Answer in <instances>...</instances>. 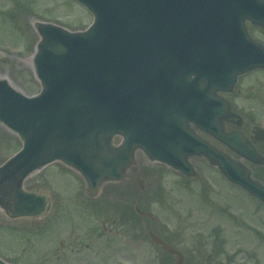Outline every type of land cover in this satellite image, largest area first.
<instances>
[{"label":"water","instance_id":"obj_1","mask_svg":"<svg viewBox=\"0 0 264 264\" xmlns=\"http://www.w3.org/2000/svg\"><path fill=\"white\" fill-rule=\"evenodd\" d=\"M78 1L94 14L86 31L35 24L39 95L29 97L0 78V122L24 143L0 167V205L15 218L48 214V196L22 185L56 160L79 171L92 194L123 180L138 149L182 168L174 151L188 149L186 136H176L186 124L188 95L208 96L219 77L232 88L239 74L264 66L245 27L250 20L264 28V0ZM116 135L124 138L118 147ZM206 149L200 151L230 179L248 185L229 159ZM253 185L264 200V188ZM164 245L182 264L183 254Z\"/></svg>","mask_w":264,"mask_h":264},{"label":"rangeland","instance_id":"obj_2","mask_svg":"<svg viewBox=\"0 0 264 264\" xmlns=\"http://www.w3.org/2000/svg\"><path fill=\"white\" fill-rule=\"evenodd\" d=\"M37 21L74 32L87 29L93 15L75 0H0V77L30 96L41 90L32 65L40 40L34 28ZM260 84L264 86V76ZM21 147L20 138L0 124V165ZM161 169L166 171L138 152L128 177L104 185L96 196L89 195L84 180L61 163L35 173L25 188L48 190L53 210L30 225V246L23 232L0 233V255L16 264H173L151 242L152 230L165 236L179 231L184 246L196 249L185 253L190 264H264V242H258L251 232L246 236L238 231L225 249L214 254L216 246L205 242L203 229L190 228L191 215L204 220L206 215L192 207L188 194L176 191L178 177L172 172L163 176L160 193ZM135 205L151 213L153 220L136 215Z\"/></svg>","mask_w":264,"mask_h":264},{"label":"flooded vegetation","instance_id":"obj_3","mask_svg":"<svg viewBox=\"0 0 264 264\" xmlns=\"http://www.w3.org/2000/svg\"><path fill=\"white\" fill-rule=\"evenodd\" d=\"M248 27L251 36L264 44V32L252 24H248ZM263 74V69L250 71L239 77L238 84L233 90L217 92L209 102V106L215 111L204 109V99L201 96L193 97L198 103V109L194 116L199 124L207 122H212L215 125L223 124L224 132L238 134L243 140H239L234 143L233 147H230L220 137L201 129L195 121H189V128L193 135L215 147L220 155H229L236 161H241L250 169L251 177L264 185V161L260 164L255 163L248 159L243 151L249 148L259 159L260 157L264 159V86L260 84L259 78ZM227 103L230 105V119L226 118ZM189 163L192 165L191 170L194 169L192 176H187L176 169L161 164L166 168V171L161 169L158 174L160 178L158 185L161 188L160 193H162L163 176L170 172L176 174L178 177L176 191L181 190L188 194L192 207L206 215L205 220L191 215L194 221L190 224V228L198 229V232L203 229L202 236L206 239L205 242L210 240V243L216 246L215 251L217 248L222 250L224 245L226 247L229 240L234 239L233 235L238 231L240 235L245 234L246 236L248 232H251L250 235L254 236L258 242H264V203L250 191L229 181L219 168L212 165L205 156L190 157ZM235 163L237 164V162ZM191 170L189 172H192ZM194 212L196 215H200L193 210L192 213ZM34 223V220L11 219L0 211V233L23 232L29 246L33 236L30 225ZM166 234L168 237L163 233H160V236L184 254L188 255L189 252L196 250L192 245L184 246V240L179 231ZM173 234L175 235L170 236ZM157 246L165 251L162 245ZM177 259L178 257L173 255V264ZM185 263L190 264L186 260Z\"/></svg>","mask_w":264,"mask_h":264},{"label":"bare ground","instance_id":"obj_4","mask_svg":"<svg viewBox=\"0 0 264 264\" xmlns=\"http://www.w3.org/2000/svg\"><path fill=\"white\" fill-rule=\"evenodd\" d=\"M32 65H33V62H32ZM11 84H12L16 89H18L17 86H16L15 84H13L12 82H11Z\"/></svg>","mask_w":264,"mask_h":264}]
</instances>
